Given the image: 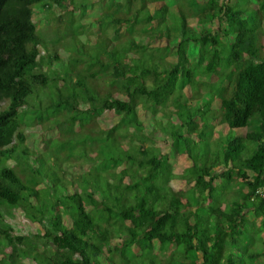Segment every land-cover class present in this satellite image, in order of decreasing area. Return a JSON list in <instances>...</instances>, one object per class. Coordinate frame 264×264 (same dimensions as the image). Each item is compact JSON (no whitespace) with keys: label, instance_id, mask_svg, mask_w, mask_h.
I'll list each match as a JSON object with an SVG mask.
<instances>
[{"label":"trees","instance_id":"trees-1","mask_svg":"<svg viewBox=\"0 0 264 264\" xmlns=\"http://www.w3.org/2000/svg\"><path fill=\"white\" fill-rule=\"evenodd\" d=\"M73 1L0 0V156L40 157L35 174H53L48 184L28 186L13 169L0 171V222L21 211L41 228L33 237L14 235L12 226L1 231L0 263L247 264L264 257L249 255L241 242L245 225L257 219V234L264 233V194H257L264 188V0L175 4L182 16L180 36L169 30L159 40L167 46L177 41V63L165 70L133 66L129 54L138 37L128 42L125 34L133 12L165 13L168 3L124 0L109 24L119 42L111 52L109 44L105 52L111 58L99 60L101 67L90 75L80 69L82 57L66 63L39 32L45 15L58 11L71 20L56 25L69 30L81 8ZM154 19L146 18L150 28ZM195 48L194 60L212 76L210 83H198L192 68L180 78ZM197 84L210 85V98L202 108L190 109L196 99L185 91ZM107 113L116 119L107 122ZM157 117L165 123L156 125ZM222 124L250 130L217 146L213 158L196 154L192 146L213 138ZM52 136L66 154H80L73 165L80 176L70 172V163L62 164L61 150L50 147ZM159 141L167 147V141L184 143L187 149L174 150L190 160L184 174L174 173L168 156L176 154H164ZM43 154L58 158V170L45 169ZM175 180L188 189H176ZM229 189L240 193L232 205L225 198ZM48 246L52 253L41 249Z\"/></svg>","mask_w":264,"mask_h":264},{"label":"rangeland","instance_id":"rangeland-1","mask_svg":"<svg viewBox=\"0 0 264 264\" xmlns=\"http://www.w3.org/2000/svg\"><path fill=\"white\" fill-rule=\"evenodd\" d=\"M185 0H166L170 9L165 13L159 11H149L151 8H147L141 15L134 16V13L130 15V20H132V24L126 26V34L128 36V42L132 41L133 35L138 37L136 38L137 41V49L134 47L131 49V53L129 56L132 58V65L136 66L139 69H143L144 67H156L160 70H165L167 67L177 63V58L175 56L176 49L174 46L177 41H172L171 45L167 46L166 41L159 40L161 35H168V31L170 30V34L176 36H180L181 32V22L182 16L179 13L180 8H186L184 3ZM124 0H74V6H80V10L75 11V18L76 21L73 23L69 30H61L59 26L56 25L59 21H63L64 19L66 22H70V18L68 19V14L65 11L63 16L60 15L61 11L56 12L51 18L45 17L41 20V26L39 32H43L48 36V43L51 44L50 51L54 54L56 51H59L66 63H75L76 56H80L83 58L81 62V70L84 74L90 75L96 73L99 70L100 61L101 59H110L111 54L110 52L119 42V39H116L114 35L113 28L109 26L111 22V13H115L118 9L119 4H122ZM175 4H179V9L176 8ZM183 4V5H182ZM126 12V11H125ZM149 14L153 15L154 25L150 28V25H147L146 18ZM105 15V16H104ZM104 16V17H103ZM102 18V19H101ZM63 19V20H62ZM166 22L167 25L164 23ZM161 24L163 28V32L158 29L157 25ZM168 26V28H167ZM157 27V28H156ZM170 28V29H169ZM70 32V35H69ZM74 36H77L74 38ZM157 37V38H156ZM110 42V43H109ZM112 43V47L110 48V52H105V50L109 47V44ZM228 46L224 47V55L227 58ZM124 49L120 52V57L122 56ZM198 48H195L193 52L190 54V66L183 67L182 72L180 73V78L187 77V68L194 69V77L197 82L204 81V83L213 81L212 76L205 73V71L197 65V61L194 60L196 57V53ZM61 65V64H59ZM62 67V66H61ZM63 68V67H62ZM186 68V69H185ZM199 83V82H198ZM210 85L205 84L204 87H199L198 84L196 86L191 85V87L186 88V95L191 92V94L195 97L196 103L193 105L189 104L190 109H196L198 107H203L206 105L208 99L210 98ZM189 103V99L184 97L183 104L184 106ZM218 102H215L217 105ZM158 120L156 121V125L161 126L162 122L165 123L163 117H157ZM104 119L107 122H111L116 119V115L114 113H107L104 115ZM152 124V123H151ZM150 124V125H151ZM209 124H213V122H209ZM167 128L170 131H173V126L171 123L166 121ZM218 125V124H217ZM211 127V126H210ZM184 132V136H187L186 130L180 128ZM179 127L176 126L175 131L178 133L180 131ZM248 129H230L228 125L222 124L221 126L216 128L215 135L206 136V139H203L201 142L197 144V146H192L195 150L194 152L199 155L206 154L207 156L210 155L213 158L217 146L220 147L221 143L226 144L230 140L237 138V137H244ZM57 136V135H55ZM48 138V137H47ZM46 138V139H47ZM198 141L197 137H193V143ZM181 144L172 143V141H167L168 147L165 146L160 141L157 143L164 154H176L169 157V163L173 165L174 173L176 175L184 174V171L190 167V160L187 156L181 155L180 153H175L174 150H181L183 151L186 147L184 143L180 141ZM215 142H219L218 145L215 146ZM70 145V144H69ZM175 145V148L173 147ZM42 147V143L38 142V148ZM50 147L53 150L60 151L61 154H58V158L63 163H70V172L73 173L74 176H80V172H77L74 169V164H76L77 160L80 157V154H66L65 153V146L62 145L58 138L51 137ZM254 148V145L250 146V150ZM64 149V150H62ZM69 152L72 151L71 146H67ZM187 149V148H186ZM220 150V149H219ZM224 150V149H223ZM246 154V153H245ZM45 161V169L49 167L53 171L58 170L54 164H58L59 160L56 159L54 154H43ZM9 159V158H8ZM40 157H37L33 161L27 160L25 154H15L12 158L6 161V157L0 156V171L4 167H9L15 171L21 181L28 185V186H35L37 182H45L46 184L49 183L48 177H52L53 174L49 171L48 174H44L43 172L35 174V168L40 167V163L38 162ZM81 162V161H80ZM61 178H64L61 175ZM65 180V179H63ZM69 184H72L71 181H68ZM45 184V185H46ZM43 185L41 188H44ZM236 184L233 183L234 189H237L235 186ZM173 186L178 189H188L184 182L175 180L173 181ZM40 188V186H39ZM40 188V189H41ZM229 196V197H228ZM228 197V198H227ZM240 197V193H236L233 190L229 189L225 193L226 203L232 205L236 200ZM7 217V216H6ZM261 220H255L253 226L249 223L245 225L243 229L245 233V242L244 239L241 241L244 247L248 248L249 255L251 254H263L264 253V233L257 234L258 228L261 226ZM7 226L14 227V231L12 232L14 235L20 236H30L33 237L37 234L41 228L37 225L32 224L21 211H17L16 218L11 219L8 218L7 222L2 221L0 222V233L1 231L8 229ZM253 238V239H252ZM48 253H52V248L48 246L47 249L41 248ZM2 256L0 255V262ZM247 264H264V257L260 258L254 263H251L249 260H246ZM5 264V263H0ZM157 264H163L160 260H158ZM172 264H179V262L175 261Z\"/></svg>","mask_w":264,"mask_h":264},{"label":"built area","instance_id":"built-area-1","mask_svg":"<svg viewBox=\"0 0 264 264\" xmlns=\"http://www.w3.org/2000/svg\"><path fill=\"white\" fill-rule=\"evenodd\" d=\"M257 194L263 196V194H264V188L259 189V190L257 191Z\"/></svg>","mask_w":264,"mask_h":264}]
</instances>
